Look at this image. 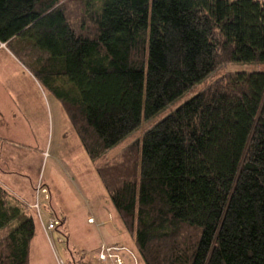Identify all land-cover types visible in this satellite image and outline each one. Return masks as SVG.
Returning <instances> with one entry per match:
<instances>
[{"label":"trees","instance_id":"obj_1","mask_svg":"<svg viewBox=\"0 0 264 264\" xmlns=\"http://www.w3.org/2000/svg\"><path fill=\"white\" fill-rule=\"evenodd\" d=\"M78 1L0 0V44L91 159L219 64L264 61L261 0ZM96 172L142 264H264V70L224 75ZM14 221L0 264H28L35 233L0 188V228Z\"/></svg>","mask_w":264,"mask_h":264},{"label":"rangeland","instance_id":"obj_2","mask_svg":"<svg viewBox=\"0 0 264 264\" xmlns=\"http://www.w3.org/2000/svg\"><path fill=\"white\" fill-rule=\"evenodd\" d=\"M66 2L70 6H72L73 2L80 4L78 0H66ZM72 13L75 15L76 11L72 10ZM2 52L0 50V54ZM14 54L13 57L17 62L10 54L0 55V62L3 63L0 64V81L12 82L13 79L23 81L18 79L25 76L19 69L21 66L31 73L28 66L24 64L25 62ZM23 68V72H26ZM257 70H264V61L223 62L219 64L201 81L166 105L152 118L143 120L135 130L95 159H91L86 154L70 121L66 117L67 115H64L63 111L61 115L56 109V107L60 108V105L56 103L57 99L40 84L44 90V95L48 99V108L52 110L51 124L46 132L39 129L40 131H36V134L31 132L29 135L19 134L17 136L18 141L28 140L39 151L38 153H27L25 161L30 158L31 162H28L27 165L19 166L18 172L26 176L27 181L33 183L32 192L34 196L37 184L41 188H45V192L40 189L41 191L37 193L43 224L46 225L50 217L60 220L61 224L63 215L66 217V223L64 225L61 224V226L59 224L55 230L43 232L40 228L36 210L28 204L24 214L33 218L36 227L35 236L30 244L28 264H57V260H63L64 264H95L94 261L98 263L96 260L88 258V254L91 253L92 249L87 247L96 243L98 233L94 225H88L86 217L90 215L91 211L98 210L96 208L97 205H95L96 201L102 205V208L104 206H106L104 208L113 207L96 172V166L118 155L126 146L138 140L141 134L154 123L224 75L238 71L250 72ZM6 118L7 116L4 119ZM5 139L16 140V138L8 136L4 139L2 138L0 144H3L4 147L6 146L4 145L6 143ZM11 148L9 147L7 151H10ZM32 154H34L33 158ZM58 187H60L59 190ZM18 219L21 218H16L15 220ZM16 223L14 221L0 228V239ZM69 228L75 231L72 233L75 240L69 237L67 241ZM79 236H85L86 241L79 239ZM115 243L125 244L136 253L130 239H126V243ZM78 254L84 259L83 262L72 260L74 257L76 259ZM138 263L142 264L139 259Z\"/></svg>","mask_w":264,"mask_h":264},{"label":"crops","instance_id":"obj_3","mask_svg":"<svg viewBox=\"0 0 264 264\" xmlns=\"http://www.w3.org/2000/svg\"><path fill=\"white\" fill-rule=\"evenodd\" d=\"M0 50L3 51L0 55H4L6 53L7 55L10 54L11 57H13L12 51L1 44ZM13 59L15 58L13 57ZM0 64L3 63L0 62ZM22 68L23 67L21 66L19 69L21 73L25 75L23 77L24 79L22 77L18 79L23 81L26 80L25 82L15 79H13L12 82L0 81V142L2 138L4 139L7 136L16 138V140L5 139V147L3 144H0V188L4 191L5 201L9 205L22 207L24 214V210H27L28 204H31L34 201L35 196L32 192L33 183L31 181H27V177L19 173L18 168L21 165H27L28 162H31L30 158L25 161V155L27 153H38L39 151L35 145H31L28 140L18 141L17 136L19 134L29 135L31 132H35L36 134L40 131L39 129L46 132L48 127L50 128L52 110L48 108V99L44 95V90L42 89L40 83L36 80L32 73L25 68L23 69L26 72H23ZM56 101V103L60 105V108L56 107V109L60 112V114L63 111L64 115H66L61 102L58 99ZM5 116H7L6 119H4ZM9 147L12 148L10 151H7ZM33 156L34 154H32V158ZM59 188L60 187H58V190ZM95 205H97L96 208H98V210L95 209L96 211H91L90 215L94 217L97 225L87 221V218L90 215L86 217V222L88 225H94L98 236L96 243L87 248L94 250L101 241L108 244H119L115 242L126 243V239H130L132 246H134L132 239L128 238L130 236L123 229V226L115 214L114 209L108 207L104 208L106 206L102 208V205H100L98 201H96ZM38 221L40 228L43 232H45L43 222L40 220ZM64 223H66V217L63 215L61 224L64 225ZM35 228L34 222V229ZM73 232L75 231L69 228L67 241L69 237H71L72 240H75L72 236ZM78 238L83 239L84 242L86 241L85 236H79Z\"/></svg>","mask_w":264,"mask_h":264},{"label":"built area","instance_id":"obj_4","mask_svg":"<svg viewBox=\"0 0 264 264\" xmlns=\"http://www.w3.org/2000/svg\"><path fill=\"white\" fill-rule=\"evenodd\" d=\"M40 189L45 192V188H41V186L37 184L35 188V199L30 204V207L36 210L38 220L42 222L38 201L39 196H37V193L41 191ZM59 221L60 220L58 219L50 217L47 224H43L45 232H47L48 230H55L56 227L60 224ZM87 221L97 225L94 217L91 215L87 218ZM88 255V258H91L92 260H96L98 262L96 263L94 261L95 264H139V258L137 254L125 244H108L104 241H101L99 245L94 250H91V253ZM57 264H64V261L57 260Z\"/></svg>","mask_w":264,"mask_h":264}]
</instances>
